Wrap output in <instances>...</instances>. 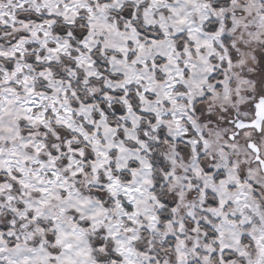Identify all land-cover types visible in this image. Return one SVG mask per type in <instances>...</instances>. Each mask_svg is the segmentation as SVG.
<instances>
[{
  "label": "snow or ice",
  "instance_id": "1",
  "mask_svg": "<svg viewBox=\"0 0 264 264\" xmlns=\"http://www.w3.org/2000/svg\"><path fill=\"white\" fill-rule=\"evenodd\" d=\"M0 264H264V0H0Z\"/></svg>",
  "mask_w": 264,
  "mask_h": 264
}]
</instances>
